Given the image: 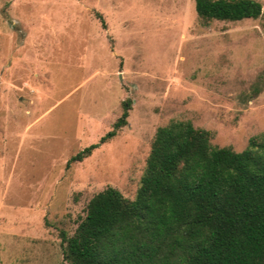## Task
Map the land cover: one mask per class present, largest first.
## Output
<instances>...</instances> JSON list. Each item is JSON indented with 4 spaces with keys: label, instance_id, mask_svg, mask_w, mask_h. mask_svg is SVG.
Listing matches in <instances>:
<instances>
[{
    "label": "rangeland",
    "instance_id": "1",
    "mask_svg": "<svg viewBox=\"0 0 264 264\" xmlns=\"http://www.w3.org/2000/svg\"><path fill=\"white\" fill-rule=\"evenodd\" d=\"M129 98L126 124L67 167ZM172 119L235 151L264 130L261 16L203 20L194 0H0V264H67L60 232L107 186L135 196Z\"/></svg>",
    "mask_w": 264,
    "mask_h": 264
},
{
    "label": "trees",
    "instance_id": "2",
    "mask_svg": "<svg viewBox=\"0 0 264 264\" xmlns=\"http://www.w3.org/2000/svg\"><path fill=\"white\" fill-rule=\"evenodd\" d=\"M194 9L203 20L264 19L255 0H194ZM130 104L66 166L115 136ZM60 238L67 264H264V130L235 151L189 120L168 121L155 130L135 196L96 192Z\"/></svg>",
    "mask_w": 264,
    "mask_h": 264
}]
</instances>
